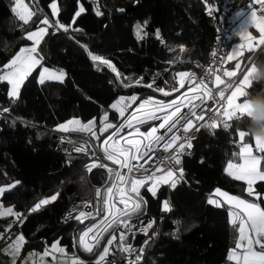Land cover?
I'll list each match as a JSON object with an SVG mask.
<instances>
[{
    "label": "trees",
    "instance_id": "1",
    "mask_svg": "<svg viewBox=\"0 0 264 264\" xmlns=\"http://www.w3.org/2000/svg\"><path fill=\"white\" fill-rule=\"evenodd\" d=\"M26 1L36 15L24 24L12 12L13 0H0V75L27 41L25 33L50 14L52 0ZM56 1L59 13L52 21L66 25L68 32L49 28L39 48L44 64L64 71V79L41 84L36 70L27 77L16 100L8 96V83L0 81V111L9 109L0 116V185H12L0 200L23 217L16 227L25 239V251L58 241L67 253L81 256L83 264H128L131 258L125 254L117 257L114 250L95 261L101 246L84 253L74 245L80 224L76 219L66 221L64 216L74 201L91 197L93 185L103 181L104 172L99 168L89 171L85 157L56 150L52 127L76 117L79 126L75 128L92 121L96 136L102 137L106 132L99 129L105 114L108 123L122 118L111 108L117 97L136 96L138 100L174 95L180 83L177 73L194 68L211 54L216 41L215 16L224 0H100L98 5L93 0ZM81 6L85 12L74 18ZM137 25L142 29L140 38ZM90 54L109 60L115 71L93 61ZM250 54L244 55L242 65ZM262 63L264 49L254 61ZM246 92L248 96L264 94V80L253 79ZM247 124L248 118L242 117L232 119L227 129L222 123L215 130L200 128L192 153L183 159L184 181L174 190L160 188L155 198L143 192L147 203L136 227L150 219L153 227L148 234L126 236L137 248L152 235L150 244L143 247L141 264H235L228 259L236 236L228 210L209 204L207 195L221 188L264 208V181L254 185L260 194L257 198L248 195L244 181L225 172L227 161L238 158L237 134L248 132ZM260 166L264 167V161ZM51 195L57 199L51 201ZM42 196L49 197L50 203L30 211ZM164 198L169 203L167 212L161 207ZM10 218H0V231Z\"/></svg>",
    "mask_w": 264,
    "mask_h": 264
},
{
    "label": "snow or ice",
    "instance_id": "2",
    "mask_svg": "<svg viewBox=\"0 0 264 264\" xmlns=\"http://www.w3.org/2000/svg\"><path fill=\"white\" fill-rule=\"evenodd\" d=\"M257 2L260 5L261 14H257V11H250V13L244 17V19L241 20L239 27L237 28V34L240 35L241 39L244 41L243 44L239 45L237 48H234L232 50V53L228 55V60H234L243 55L244 51L248 52H255L258 49H264V0H257ZM15 5L12 8V11L14 13H17L19 16V19L24 22V24L29 23V20L36 15L35 12L27 11V14H22L19 12V8L23 7L27 10L28 6L26 4H23V0H15ZM50 7L52 9V16L56 17L59 13V9L56 3V0H52V3L50 4ZM244 9H241L239 12L236 13L238 16L244 15ZM85 12V9L81 6L79 10L74 14L75 17H79L82 13ZM96 14L102 15L99 11L96 12ZM41 23L43 25H46L47 27H38L36 31L28 32L27 38L29 40H34L35 43L30 49L21 48L20 53H29L27 56H21L20 53L17 54V56L13 57L11 61H9L8 64L4 65L5 68H10V70L3 75H0V81H7L8 84L11 85V88L8 92V96L13 98L14 100L18 99L20 96V86L24 83L26 78L31 74L32 70L36 68L37 65L41 63V59L37 58L35 55H32L33 53L37 52L36 45L40 43V41L45 37V35L48 34V29L57 27V30L63 29L64 31H68V27H66L64 24L60 23L58 20L55 22V24H51L49 22V19L45 17ZM147 23V22H146ZM249 25L254 26L260 33L259 39L257 40L256 37L252 35L250 31H248ZM142 31L141 27L137 25V36L140 38V32ZM157 35H159V32L157 31ZM255 41V43H253ZM91 55V54H90ZM91 59L93 61H100L102 64L107 65L110 69L115 71L114 66L112 63L107 60L103 59L102 57L98 55H91ZM255 64H253L251 67H249L244 74V77L242 80L239 81V84L236 86L235 90L232 91L231 95L227 97V107L223 108L222 116L227 118L228 120H231L233 118L240 119L242 117H247L245 114V110L247 108V105L244 103L246 99L242 103H238L237 100L239 98H244L248 96V93L246 92V88L252 83V68ZM236 69L242 70L241 64H236ZM49 70L44 69L41 73V79L40 83H44V79H56V80H63L65 73L62 71L59 74L45 77V73H47ZM227 77H234L236 76V72L234 71H226L223 73ZM179 77H189V74L186 72H180L177 74ZM216 87H209L207 84L204 83L203 80H200L196 84L197 89L203 88V94L200 96L194 95L192 97L191 107L188 108L187 112L181 111V105L177 103V101L173 100L171 103L164 104L160 103L158 105H155L154 110H144L140 111L141 109H145V105L148 103V101L141 102L138 109H133V114L130 118H127L124 120V124L121 125L116 129L115 132H113L112 137H109V139H112L116 135L120 134V130L122 127L126 125V127L129 130L134 129L136 134H139L142 139L147 140V144L143 145L140 141H134L132 139H128L127 143L129 145L135 146V155L126 156L124 159L121 160H114L113 159V153H108L107 148H105V152L107 153V159L112 160L113 163L119 164V167L121 169L127 168V172L129 176L126 178L121 172L117 171L116 176L121 182H128L130 183V192L134 195L135 201L131 205V207H126L125 210L119 214L113 213V220L112 225H116L119 227V225L122 223L124 226L125 232L131 236V234L136 231V229L133 227V217L139 218V216L143 213L145 209V205L147 201L145 200L144 196L141 193V188H146L147 192L151 194L152 197H157L158 192L157 189L160 188L161 185H169L171 189H175L177 185L184 181L185 179V172L184 169L181 167L182 165V155H190V152L186 151V147L190 149L192 147L190 141L193 137L191 135H188L191 132H198L201 127H207L212 130H215L217 127V121L213 120L212 123H202L199 127H197L193 123V118H195L197 121H203L205 118L201 115H198L199 112L204 110L205 103L207 100H214L218 105L221 104L224 92L220 90V86L223 85L224 81L221 79L219 75H216ZM191 81V77H189V80L187 82ZM129 85H125V87H128ZM151 87V85H149ZM183 87V85H182ZM161 92H163V89H160ZM219 91V97L220 99H217L216 93ZM211 93V95H209ZM164 95H170V93L164 92ZM124 98L122 97L120 100H118L116 103H113L111 105V108L116 110L120 117H125L126 111L131 107L130 104H124L123 103ZM131 101H136L137 97L132 96L130 98ZM175 108V111H168ZM4 112H8L9 109L5 108L3 110ZM215 111L219 112V108L215 109ZM139 113V114H137ZM156 120H162V122L159 124L158 127H152L147 133L142 132L143 126L149 124L150 122L156 121ZM108 115L105 114L104 117V123L103 127L99 129L100 133H105L109 129H112L114 126L111 123H108ZM187 123V125H191V127H183L184 136L180 137L177 135H174V131H178L181 126L184 125V123ZM69 123H78V121H71ZM93 122L89 121L86 125H81L80 131H88L91 133V135L96 136V132L93 131ZM223 127L227 129L229 127V124L227 122H223ZM60 128L67 131L64 125H60ZM162 130V131H161ZM160 132L161 134H157ZM248 133L241 131L239 133L240 140L243 142L245 136ZM257 144L256 147L259 151L264 152V138L255 137ZM99 139V137H97ZM183 139L185 143H181L179 147L175 148L174 151L165 158L164 161H161L162 164H164L166 167L164 169L163 175H157L156 172H160L161 169H157L156 172L152 173L151 175L148 174V170L144 169V172L142 174L139 173V170H136V174L134 173V169H136V165L132 163L137 158L145 160L147 162L148 159H151L150 153L156 151V149L163 144L164 150L167 151L168 149H171L173 147V144L179 140ZM155 145L156 147H153ZM249 148L248 144H243V147L241 148V154H247L248 159L245 162L244 165L237 166L229 165V169L237 168L238 174L235 175V179L237 180H245L247 182V193L249 196H255L257 198L260 197V194L256 192L254 185H256L257 181H264V167L260 166V161L262 157L258 156H252L250 152H247L246 150ZM86 149L76 147V152H82ZM123 152V149L121 150ZM203 162V161H201ZM96 167H105L103 164L96 165L93 164L89 167V171H92V169ZM141 168L143 165L140 166ZM109 171H113L112 169H109ZM228 171V169H226ZM231 174V173H230ZM147 181V183H146ZM5 191V189H0V194H2ZM216 192L224 197H227L226 203H231L233 201L236 202V206H243L244 215L247 217V221L241 220L239 225V232H240V239L237 240L236 247L237 249H242V252L239 254L235 253V250L230 251L229 260H236V264H264V208H261L259 203L252 202L249 200L241 199L240 197L236 196H229L227 193L221 192L220 189H216ZM57 199L56 196L51 197V201H55ZM131 199V197H129ZM123 202V201H122ZM50 203L49 199H42L39 201L38 204H36L35 208L32 209V211H36L37 209H40L41 206L47 205ZM209 204H217L219 206V203L217 201H213L212 199L208 200ZM164 211H169V203L168 201H165L163 203ZM7 214L12 215L13 209L7 208L6 209ZM2 214V213H0ZM17 215L19 219V214ZM85 215L84 212H81L78 216L75 217L76 220L80 221L81 217ZM91 215V213H89ZM22 222V221H21ZM246 223L250 224V235L245 236V226ZM110 225V226H112ZM153 227V223L150 221L147 223L146 226H138V230L140 233L148 234V230ZM92 230L89 229L88 232H91ZM107 231V229H105ZM88 233H84L80 237V243L84 247V250L86 252H92L93 246L95 244L99 243L98 236L93 237V243L92 245H87L84 243V238L87 236ZM114 239H110L108 241V245H112L114 242ZM120 242L121 247L120 251L127 252L129 255L136 254L134 260H129L128 264H141L142 261V253L144 252L145 248L135 249L127 242V238L124 234H121L120 236ZM152 239V235H149V238L145 240V246L149 245ZM23 240V236H19L17 238V241L14 245L11 246L12 254L18 255L19 253V247L20 242ZM241 241H245V243H241ZM254 246L259 247V251L255 249ZM58 245L54 244L53 248H57ZM61 251H63L61 249ZM109 252V248L105 247L104 254H107ZM103 258V254L101 256V259ZM15 264V262H14Z\"/></svg>",
    "mask_w": 264,
    "mask_h": 264
},
{
    "label": "built area",
    "instance_id": "3",
    "mask_svg": "<svg viewBox=\"0 0 264 264\" xmlns=\"http://www.w3.org/2000/svg\"><path fill=\"white\" fill-rule=\"evenodd\" d=\"M237 9H255L261 14L260 5L254 0H224L221 10L215 16L216 41L211 54L204 61L196 62V66L194 68L180 71L188 73L189 77H191V81L187 82L189 80V77L182 78L177 75L180 83L178 90L174 95L167 98L165 96L153 95L150 97H142L138 99L132 105V107H130L128 111H126L125 117H122L118 121L110 122L111 124H113L114 127L112 129H109V131L106 132V134L102 137L93 136L88 131H80L79 129L81 125L80 127L75 128L72 123H69L71 122V119L61 122L52 127V132L56 137L54 145V148L56 150L66 154L85 157L88 160L90 166L93 164H103L105 166L102 168L96 167L97 169L99 168L103 170L104 177L101 183L93 185L91 197L88 199L74 201L70 205L64 216V220L67 221L75 219V217L78 216L81 212L85 213V215L81 217L80 221L77 220L80 226L76 229L73 237L74 245H76L78 249L82 252L90 253L86 252L84 250V247L80 243V237L86 232L88 233V235L85 236L84 243L87 245H92L93 237L98 236L99 243L93 246L92 252H95L96 248L101 246V249L98 253L101 256L102 254L107 256V254L109 253L108 252L107 254H104L105 247H108L109 251H117L118 249H120L121 242L119 238L121 234H124L125 237L129 236L125 232L122 223L119 225V227H117L116 225H112L113 213L119 214L123 212L126 207H131V205L135 201L134 195L130 192V183L121 182L116 176L117 171L121 172L126 178L129 176V174L127 172V168L121 169L119 167V164L113 163L112 160L107 159V153L105 152V148H107L108 153H113L114 160H121L124 159L126 156L135 155V146L129 145L127 143L128 139L140 141L142 146L147 144V140L142 139L139 134H136L134 129L129 130L126 125L121 128L119 135H116L112 139H109V137H112L113 132H115L118 127L124 124V120L132 116L133 109L139 108L141 102L148 101V103L145 105V109L140 110L144 111L154 110L155 105H158L160 103L168 104L175 100L178 104L182 106L181 111L186 113L188 108L191 107V103L194 102L192 101V97L194 95L200 96L203 94V88L197 89L196 84L200 80H203L204 83L207 84L209 87H216L215 77L216 75H219L224 81L223 85L220 86V90L224 92V97L221 104L218 105L214 100H207L205 103L204 110L198 113V115L203 116L205 119L203 121H197L195 118H193V123L197 127H199L202 123H212L213 120L217 121V125L221 123L223 124V122H227L228 124H230V121L232 119L228 120L225 117L216 118L215 116L222 115L223 108L226 107L227 104V97L231 95L232 91L235 90L236 86L239 84L242 75L246 72L249 66L254 63L257 55L261 50L258 49L246 59L244 64L241 66L242 70H238L236 76L227 77L223 74V67L228 59L227 57L230 49L241 40L240 35L237 34V29L234 28V24L230 19L232 12ZM51 24L55 23L51 22ZM54 28L57 29L58 26ZM60 30L64 31L63 29ZM209 95H211V93ZM216 96L219 100V91H217ZM217 108H219V112L215 111V109ZM168 111H175V108ZM3 112L0 111V116L4 114ZM161 122L162 120L150 122L149 124L143 126L142 132L147 133L150 128L154 126L158 127ZM60 125H64L67 131L61 129ZM183 127H191V125H187V123L185 122L184 125L181 126L178 131H174L173 134L183 137L185 135L183 132ZM93 131L96 132V127H93ZM198 132H191L188 134L191 135L193 138L188 141L191 143L192 147L190 149L186 147L187 152L192 153L194 140L197 137ZM157 134L161 133L158 132ZM97 137H99V139H97ZM181 143L186 144L183 139H179L173 144V147L171 149H168L167 151L164 150V145L161 144L156 149V151L150 153L151 159H148L147 162H145V160L137 158L135 161L132 162L136 165V169H134L133 174H136L137 169L139 170L140 174L144 172V169H147L148 174L151 175L152 173L156 172V170L159 168L161 169V171L156 172V174L163 175L166 166L162 164L161 161H164L165 158L168 157L174 151L175 148L179 147ZM76 147L84 148L86 150L78 153L75 151ZM153 147L156 146L153 145ZM122 149L123 152L121 151ZM185 155L181 156L182 165ZM89 164L87 165L88 168ZM141 165H143L142 168L140 167ZM109 169H112L113 171L110 172ZM164 186L169 187V185H161L160 188ZM160 188L157 189V192ZM144 191L147 192L146 188H141L142 195ZM52 196L53 195L49 197ZM49 197L42 196L30 207L29 210L32 211V209L35 208L36 204H38L40 200L49 199ZM129 197H131V199H129ZM165 201H168L167 198H164L161 201L162 209H164L163 203ZM89 213H91V215H89ZM21 218L23 219V217ZM139 218L133 217V227L136 229V231L131 234L130 238H133L132 236H134L136 232L140 233L138 227H136V223L139 221ZM150 221L153 223V219H150L144 225L140 224L139 226H146L147 223ZM89 229H91L92 231L88 232ZM105 229H107V231H105ZM153 235H155V233ZM114 237L115 239L113 244L108 245V241L110 239H113ZM103 240H105V243L102 244ZM144 245L145 242L142 245L140 244V246L135 249H140L144 247ZM67 255L70 257H76L77 253L73 251L67 253ZM125 256L127 259L134 258L133 254L129 255L127 252H125ZM94 260L99 261L101 260V257L99 258V255H97Z\"/></svg>",
    "mask_w": 264,
    "mask_h": 264
},
{
    "label": "rangeland",
    "instance_id": "4",
    "mask_svg": "<svg viewBox=\"0 0 264 264\" xmlns=\"http://www.w3.org/2000/svg\"><path fill=\"white\" fill-rule=\"evenodd\" d=\"M95 3H96V5H98L99 4V2H100V0H93ZM52 3V2H51ZM50 3V4H51ZM56 3H57V1H56ZM23 4H26L27 6H28V8H27V10L26 9H24L23 7H20L18 10H19V12H21L22 14H27V11H32L33 12V10H32V7L30 6V4L26 1V0H23ZM14 6H16L15 5V0H13V3H12V5H11V8H13ZM50 6V5H49ZM57 6H58V3H57ZM80 8V7H79ZM58 9H59V6H58ZM238 10V9H237ZM236 11V10H235ZM248 11V10H247ZM250 11H257V10H255V9H252V10H249L248 12H246V11H244V12H246V13H244V15H242V16H238L237 15V27H239V24H240V22H241V20L242 19H244V17L245 16H247L249 13H250ZM13 12V11H12ZM14 13V12H13ZM257 14L259 15L260 13L257 11ZM14 15L19 19V16L17 15V13H14ZM49 16L54 20L56 17H53L52 16V9H51V7H50V14H49ZM48 15L46 16H44L43 17V19L45 18V17H49ZM42 19V20H43ZM41 20V21H42ZM49 22H50V20H49ZM38 27H47L46 25H43L41 22L37 25V27H35V28H33V29H31L29 32H33V31H36L37 30V28ZM251 25H249V28H248V31H250L251 33H252V35L255 37V34L250 30L251 28ZM255 28V27H254ZM260 34V33H259ZM260 36V35H259ZM259 36L258 37H256L257 38V40L259 39ZM31 41V45H33L34 43H35V41L34 40H30ZM42 41V40H41ZM40 41V42H41ZM244 43V41L241 39L238 43H236L232 48H231V50L229 51V55L232 53V50L234 49V48H237L239 45H241V44H243ZM253 43H255V41L253 42ZM39 45H40V43H39ZM235 61H237V63H242V61H241V58L239 57V58H237V59H234ZM252 66V65H251ZM250 66V67H251ZM35 69L36 68H34L33 70H32V72H31V74L35 71ZM226 71H234V72H236L237 70H236V68H228L227 66H224V72H226ZM30 74V75H31ZM163 92H167V91H163ZM124 98V100H123V103L124 104H133V102L134 101H131L130 100V98L132 97V96H125V95H122V96H119V97H117L113 102H112V104L113 103H116L118 100H120L121 98ZM244 99H247V98H242V99H240V100H238V103H242L243 101H244ZM226 107H227V104H226ZM137 114H139V113H137ZM216 118H220V117H223L222 115L221 116H215ZM227 119V118H226ZM73 121H78L79 122V120L76 118V117H74L73 118ZM76 124L77 123H72V125L73 126H76ZM256 143H257V141H256ZM244 144H248L249 145V148L246 150L247 152L249 151V150H251V144L250 143H244ZM241 146H243V144L241 145ZM242 148V147H241ZM239 154H241V152H239ZM244 155V154H243ZM11 186L12 185H10V184H2V185H0V189H8V188H11ZM0 196H1V194H0ZM7 208H12L13 209V213L14 214H12V215H9V214H7V212H6V209ZM16 212V210L11 206V205H5V204H3L2 202H1V200H0V213H2V214H0V218H8V217H11V216H13V217H11L9 220H8V222H6L5 224H4V228H5V231L6 232H10L11 233V238H12V240L10 241V242H8V243H5L6 241V239H8V238H6L5 237V235H4V233H5V231H0V264H14V262H15V264H83V262H79V263H76V262H73V261H70L69 260V258L64 254V252L63 251H61V249L63 250V247H61V245H59V243H58V241H53V242H51V243H49V244H45L44 245V247L42 248V249H38V250H24V240H22L21 242H20V247H19V253H18V255H13L12 254V249H11V246L12 245H14L15 243H16V241H17V238L19 237V236H23L22 234H17V233H19V232H16V225H17V221H18V217H17V215H15V214H17V212ZM8 241V240H7ZM54 244H57L58 245V247L57 248H53V245ZM22 251H24V252H22ZM22 252V253H21ZM117 253V257H121L122 255H124L125 254V252H123V251H120V249H118L117 251H116ZM21 254H23L22 255V257H21V260L19 261V262H17V258L21 255ZM99 255V258L101 257V255L100 254H98ZM103 256H105V255H103ZM50 257V258H49ZM85 257H87L88 258V256H85ZM117 259H119V258H117ZM71 260H73L72 258H71ZM97 260V259H96Z\"/></svg>",
    "mask_w": 264,
    "mask_h": 264
},
{
    "label": "crops",
    "instance_id": "5",
    "mask_svg": "<svg viewBox=\"0 0 264 264\" xmlns=\"http://www.w3.org/2000/svg\"><path fill=\"white\" fill-rule=\"evenodd\" d=\"M256 3H258L257 2V0H254ZM241 9H238V10H236V11H234L233 13H232V15H231V20H232V22H233V24H234V28L235 29H237L238 27H237V15H236V13L237 12H239ZM246 12H248L247 11V9H244ZM246 12H244V13H246ZM49 16V15H48ZM48 19L50 20V23L51 22H53L52 20V18L49 16L48 17ZM54 23H55V21H54ZM66 26V25H65ZM251 29V31L255 34V37H258L260 34H259V31L256 29V28H254V26H251L250 27ZM30 31V30H29ZM28 31V32H29ZM28 32H26L25 33V38L27 39V41L11 56V58L9 59V61H11L12 60V58L13 57H15V56H17V54L18 53H20V49L21 48H25V49H30L33 45H31V41L27 38V33ZM36 48H37V52L36 53H33L32 55H35L37 58H39V59H41V63L39 64V65H37L36 66V69H35V71L37 70V79H38V81H40V79H41V73L43 72V70L44 69H48L49 71L47 72V73H45V77H48V76H53V75H56V74H59L62 70H58V69H55V68H51V67H48V66H46L45 64H44V54L42 53V51L40 50V48H39V44L38 45H36ZM231 50V49H230ZM248 53V51H244L243 52V55L240 57L241 58V61H242V58L244 57V55L245 54H247ZM251 54L253 53V52H250ZM29 53H27V52H25V53H20V55L23 57V56H27ZM250 54V55H251ZM229 55V54H228ZM249 55V56H250ZM9 61H8V63H9ZM229 63H231L230 65H229ZM236 64H237V61H235V60H228L227 59V61H226V63H225V65L224 66H227L228 68H236ZM254 64V63H253ZM253 64H251V65H253ZM250 65V66H251ZM241 66H242V63H241ZM249 66V67H250ZM10 68H11V66L9 67V68H7L6 70H5V72L4 73H6V72H8L9 70H10ZM237 71H236V73L238 72V69H236ZM247 71V70H246ZM63 73H65L64 71H62ZM3 73V74H4ZM223 73H224V67H223ZM246 73V72H245ZM244 73V74H245ZM244 74L242 75V77H241V79L240 80H242L243 79V77H244ZM27 79V78H26ZM45 80H56V79H48V78H45L44 79V81ZM253 80V79H252ZM7 82V81H6ZM25 82V81H24ZM8 83V82H7ZM9 85V90H10V88H11V85L10 84H8ZM23 85V84H22ZM21 85V86H22ZM21 86H20V88H21ZM240 99H242V98H239L238 100H240ZM238 100H237V102H238ZM77 125L79 126V124L77 123ZM76 125V126H77ZM241 131H244V130H241ZM241 131H239L238 132V134H237V142H238V145H239V149H238V151H237V153H238V155H237V159H229L228 161H227V163H226V165H225V172L228 174V175H230V176H232V177H235V175H237L238 174V171H237V168L239 167V166H242V165H244L245 164V162L247 161V159H248V156H247V154H244V155H242V154H239V152H241V147H243V146H241L242 144H244V143H250L251 144V150H249L248 152H250V154L252 155V156H258V157H262V159H261V161H260V164H261V162L262 161H264L263 160V158H264V156H263V152H261V151H259L258 149H257V147H256V138H255V136H250L249 137V133L248 132H246V131H244V132H246V133H248L246 136H245V138H244V140H243V142H241V140H240V136H239V133L241 132ZM194 145V144H193ZM234 165V166H237V168H232V169H229V165ZM226 169H228V171H226ZM231 173V174H230ZM242 181H244L246 184H247V182L245 181V180H242ZM248 187V186H247ZM216 189H220L221 190V192H224V193H227L229 196H236V197H239V196H237V195H235V194H232V193H230V192H228V191H225V190H223V189H221V188H216ZM216 189H214L212 192H210V193H208V195H207V201L209 200V199H212L213 201H217L218 203H219V206H224V207H226L227 208V212H228V220H229V222L233 225V227H234V229L236 230V236H235V241H234V244H233V246H232V248L230 249V251H232V250H235V253L236 254H239V253H241L242 252V249H237V247H236V243H237V240H239L240 239V232H239V225H240V221L243 219V220H245V221H247V217L244 215V209H243V206H239V207H237L236 206V202L235 201H233V202H231V203H226L225 201L227 200V197H224V196H221V195H219L217 192H216ZM41 198V197H40ZM39 198V199H40ZM241 199H243V198H241ZM214 205H217V204H215L214 203ZM17 212V211H16ZM15 212V213H16ZM17 214H19V218L20 219H18V221H21V214L19 213V212H17ZM11 217H13V216H11ZM17 221V222H18ZM8 222V221H7ZM250 229H251V226H250V224H248V223H246V226H245V231H244V235L245 236H248V235H250L251 233H250ZM4 231H5V229H4ZM16 232H19V233H17V234H22L20 231H19V228H17L16 227ZM4 235H5V237L6 238H8V239H6L5 241V243H8V242H10L11 240H12V238H11V233L10 232H6L5 231V233H4ZM8 240V241H7ZM23 240H24V242H25V239H24V237H23ZM241 243H245V241H241ZM60 245V244H59ZM61 247H63V246H61ZM255 247V249L257 250V251H259L260 249H259V247L258 246H254ZM67 250L63 247V252H64V254L69 258V260L70 261H73V262H76V263H81V262H83V258L81 257V256H78V255H76V257H70V256H68L67 255V252H66ZM22 252H24V251H22ZM21 252V253H22ZM82 252V251H81ZM229 254H230V252H229ZM22 255L23 254H21L16 260H17V262H19L20 260H21V257H22ZM50 258V257H49ZM71 258L73 259V260H71ZM231 261H233L235 264H236V260H231Z\"/></svg>",
    "mask_w": 264,
    "mask_h": 264
},
{
    "label": "clouds",
    "instance_id": "6",
    "mask_svg": "<svg viewBox=\"0 0 264 264\" xmlns=\"http://www.w3.org/2000/svg\"><path fill=\"white\" fill-rule=\"evenodd\" d=\"M251 78L264 80V63L253 66ZM244 103L247 105V131L255 137L264 138V94L249 95Z\"/></svg>",
    "mask_w": 264,
    "mask_h": 264
}]
</instances>
